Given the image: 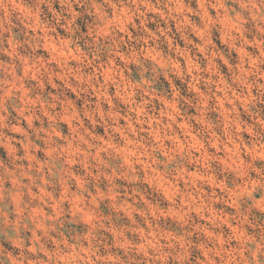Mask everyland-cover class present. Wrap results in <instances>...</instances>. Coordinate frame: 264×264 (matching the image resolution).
<instances>
[{"label":"clouds","instance_id":"clouds-1","mask_svg":"<svg viewBox=\"0 0 264 264\" xmlns=\"http://www.w3.org/2000/svg\"><path fill=\"white\" fill-rule=\"evenodd\" d=\"M0 264H264V0H0Z\"/></svg>","mask_w":264,"mask_h":264}]
</instances>
